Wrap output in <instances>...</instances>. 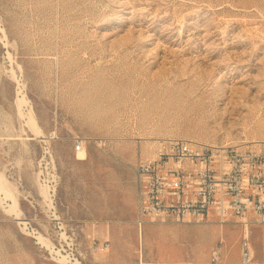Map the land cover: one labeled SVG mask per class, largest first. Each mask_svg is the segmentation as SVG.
Listing matches in <instances>:
<instances>
[{"label":"rangeland","instance_id":"374dc122","mask_svg":"<svg viewBox=\"0 0 264 264\" xmlns=\"http://www.w3.org/2000/svg\"><path fill=\"white\" fill-rule=\"evenodd\" d=\"M174 138L264 144V0H0V264L211 263L217 224L134 221L137 165ZM249 243L261 261L264 225Z\"/></svg>","mask_w":264,"mask_h":264},{"label":"built area","instance_id":"2783aa9c","mask_svg":"<svg viewBox=\"0 0 264 264\" xmlns=\"http://www.w3.org/2000/svg\"><path fill=\"white\" fill-rule=\"evenodd\" d=\"M75 152L84 151L81 141ZM135 223H237L244 264L253 259L248 228L264 225V144L208 145L164 140L154 158L140 160L135 176ZM106 246V244H105ZM220 244L211 251L218 263Z\"/></svg>","mask_w":264,"mask_h":264},{"label":"bare ground","instance_id":"6f19581e","mask_svg":"<svg viewBox=\"0 0 264 264\" xmlns=\"http://www.w3.org/2000/svg\"><path fill=\"white\" fill-rule=\"evenodd\" d=\"M18 84V83H17ZM19 85V86H18ZM17 86H18V88H17V98H16V100H15V105H16V108H17V112H18V114H19V116L20 117H23V111H22V107L24 106V105H26L27 104V101H26V99H25V97H24V95H25V93L24 94H22V89H23V87L24 86H22L21 84H18ZM24 85V84H23ZM16 86V87H17ZM27 106V105H26ZM31 107V106H30ZM26 109H27V107H25ZM30 109V108H29ZM28 110V109H27ZM29 111V110H28ZM30 113V112H29ZM25 117V116H24ZM35 118V117H34ZM34 118H33V116L32 115H29L28 114V116L27 117H25V123L26 124H28L30 127L31 126H35V120H34ZM23 119V118H22ZM36 119V118H35ZM29 127V128H30ZM33 129V128H32ZM34 130H36V133L38 132V129H34ZM34 132V131H33ZM40 133V132H39ZM39 133H37V134H39ZM84 154H85V151H80V152H78V158H83V156H84ZM47 190V189H46ZM46 190H44V189H42L41 190V192L45 195V196H47L48 194H47V191ZM0 192H3V194H4V197L7 199V198H9V199H12L13 200V203H15V195H14V192L13 191H11V190H9L8 189V187H7V184L1 179V176H0Z\"/></svg>","mask_w":264,"mask_h":264},{"label":"crops","instance_id":"0c3cea01","mask_svg":"<svg viewBox=\"0 0 264 264\" xmlns=\"http://www.w3.org/2000/svg\"><path fill=\"white\" fill-rule=\"evenodd\" d=\"M214 222H211L210 224H213ZM214 224H216V223H214ZM233 224H236V225H239V224H237V223H233ZM218 225V224H217ZM211 227H213V225H210ZM219 226V229H216V231H217V233H219V235H220V239H218L217 241H216V243L214 244V246L212 247V249L216 246V245H218V244H220V246H221V254H220V257H219V262L218 263H208V262H191V263H180V264H244L243 263V261H242V258H241V241H242V239H243V237H244V234H245V230L243 229V227L241 226V225H239L240 227H241V229H242V237H241V241H240V249H239V259H238V261H236V262H227L226 260H225V258H224V256H223V253H224V250H223V247H222V243L224 242V239H223V226H220V225H218ZM205 227H207V226H205ZM251 227H253V226H251ZM251 227H249L248 228V237H250V228ZM216 238H218V235L215 237V239ZM214 239V240H215ZM212 249H211V251H212ZM255 258H256V253L254 252V250H253V259H252V261L249 263V264H264V258L261 260V261H259V260H255ZM168 264H171V263H168ZM177 264V263H176Z\"/></svg>","mask_w":264,"mask_h":264}]
</instances>
